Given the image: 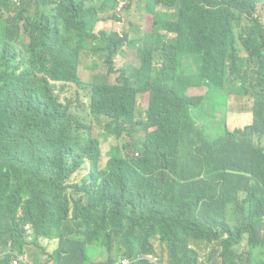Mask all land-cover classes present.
Wrapping results in <instances>:
<instances>
[{"label": "clouds", "instance_id": "1", "mask_svg": "<svg viewBox=\"0 0 264 264\" xmlns=\"http://www.w3.org/2000/svg\"><path fill=\"white\" fill-rule=\"evenodd\" d=\"M115 1L113 10L98 14L96 33H125L133 47L116 43H111L112 48L98 47L94 42L85 44L76 31L70 32L63 20L57 19L51 22L50 27L57 36L51 35L47 39L57 43L59 49L70 43L78 53L64 59L63 53L53 54L44 49L37 51L35 63L38 68L42 64L50 67L71 56L77 62L79 82L53 81L45 76L55 95V99H50L42 90L45 88L42 82L33 76L29 79V179L48 181L57 192L46 190L49 186L43 183L29 195V245L26 248L29 250V263L25 256L15 255L10 264L14 261L18 264H56L61 253L87 245L97 232L104 231L110 224L108 213L98 216L90 206L95 189L94 175L97 178L102 173L112 176L125 168L127 161L139 159L142 146L134 149L132 145L156 139L163 122L171 117H180L182 122L191 121L211 142L225 134L233 143L231 149L234 151V155L224 161L229 170L227 173L245 168L243 174L249 178L246 190L234 193L227 206L200 205L196 209L189 208L184 215L181 235L187 251L194 255L192 264H264V96L242 92L241 80L237 76L213 80L212 66L201 71V54L205 49L216 58V63L227 64L220 49L212 45H204L201 52H196L197 44H194L191 50L177 57L178 66L163 74L162 79L155 76V72H144L142 55L144 58V51L150 49L153 37L170 36L167 30L157 31L156 22L175 24L178 10L158 0ZM101 2L103 0H88L89 5ZM257 6L259 9L251 10L248 23L244 24L247 29L245 36L254 42L255 49L264 54V0ZM150 7H153L152 11ZM123 8L135 16L136 12H143V15L132 21L119 14ZM50 10L55 13L54 6ZM104 21L109 22L108 29L99 25ZM132 32H142L143 36L135 38ZM126 48L140 52V67L130 66L127 61L117 67V59L123 57L122 50ZM110 53L111 66L106 61ZM86 57L92 59L91 65L85 62ZM120 77L145 82L148 87L144 90L131 85L139 91L135 113L127 130L122 132L117 130V121L124 119L125 104L118 90L123 86L118 82ZM186 77L193 79L183 81ZM149 83L152 84L148 86ZM160 97L166 99L155 100ZM234 98L249 101L250 107L240 111L247 114L245 124L230 117L237 114L232 111ZM227 106L231 108L229 113ZM238 116L239 121L243 119L240 114ZM238 130H247V144H240V136L236 137ZM108 142L109 147L103 154L102 148ZM190 150L177 142L168 152L164 180H148L138 175L139 179L147 186L156 187L173 178L189 177L186 183L192 190L191 195L201 198L206 188L199 183L205 176H198L205 172L208 164H190L187 161ZM104 157L106 162H103ZM102 180L99 181L102 183ZM260 189L263 190V198L256 199ZM248 198L254 199L249 203L250 207L262 206L253 221L252 232L227 235L219 248L215 242L209 245L204 237L209 235L212 239L229 226L231 214L245 207ZM152 246L153 254L141 253L129 258L117 253L113 263H110L107 249L103 247L99 248L100 256L93 260L101 264H140L142 261L168 264L169 248L160 236L152 240ZM93 250L91 247L90 252ZM216 250L218 258L214 263L211 258Z\"/></svg>", "mask_w": 264, "mask_h": 264}, {"label": "trees", "instance_id": "2", "mask_svg": "<svg viewBox=\"0 0 264 264\" xmlns=\"http://www.w3.org/2000/svg\"><path fill=\"white\" fill-rule=\"evenodd\" d=\"M158 1L176 8L178 21L175 24L156 22L157 31L167 30L170 36L153 37L150 49L144 51V58L142 55L144 72H155V76L162 79L163 74L178 66L177 57L191 50L194 44H197L196 52H201L204 45H212L220 49L227 64L216 63V58L205 49L201 54V71L212 66L213 80L237 76L242 92L264 96V54L255 49L252 40L246 39L247 29L244 28L251 10L257 11L261 0ZM115 4V0H103L95 5H89L88 0H0V264H10L15 255L26 256L29 252L26 249L29 245V195L36 186L41 187L44 183L49 186L46 190L57 192L48 181L29 179V79L34 77L42 82L45 87L42 90L50 99H55V95L45 76L53 81L79 82L77 62L71 56L50 67L42 64L38 68L35 63L37 51L63 53L64 59L78 53L70 43L59 49L57 43L47 39L51 35L57 36L55 30L50 29L51 22L57 19L63 20L70 32L76 31L85 44L94 42L98 47L112 48L111 43H116L133 47L125 33H96L98 14L113 10ZM52 6L55 13L50 10ZM115 19L119 21L117 17ZM106 61L112 65L111 53ZM255 77L257 81H254ZM192 79L186 77L183 81ZM118 82L123 85L118 90L125 100L124 119L117 121V130L122 132L127 130L135 113L139 91L133 86L144 90L148 87L145 82L122 77ZM161 99L166 97L155 100ZM238 136L241 145L247 144V130H238ZM177 142L191 149L187 158L190 164H208L205 172L198 176H205L199 183L206 188L201 198L191 195L192 190L186 183L189 177L173 178L156 187L143 184L138 177L164 180L168 152ZM232 145L225 134L211 142L191 121L182 122L180 117L165 120L156 139L132 145L134 149L142 146L139 159L127 161L125 168L112 176L102 173L97 178L94 175L95 189L90 206L98 216L108 213L110 224L104 231L97 232L87 245L61 253L56 264H101L93 258L100 256L99 248L103 247L107 249L110 263L115 261L117 253L129 258L141 253L153 254L152 240L156 236H160L169 248L168 264H192L194 255L187 251L181 235L183 218L189 208L208 204L227 206L234 193L247 188L249 178L243 174L245 168L227 173L229 170L224 161L234 155ZM260 190L256 199L263 198V190ZM253 200L248 198L245 207L231 214L229 226L214 238L207 235L204 240L209 245L215 242L219 248L227 235L251 233L253 221L262 210L260 205L249 206ZM91 247H94L92 253ZM217 252L211 258L214 263Z\"/></svg>", "mask_w": 264, "mask_h": 264}, {"label": "rangeland", "instance_id": "3", "mask_svg": "<svg viewBox=\"0 0 264 264\" xmlns=\"http://www.w3.org/2000/svg\"><path fill=\"white\" fill-rule=\"evenodd\" d=\"M119 14L124 15V17L126 18H130L133 20H135V17L139 16V15H143V12H136V16L130 12V11H126L124 8L122 10V12H120ZM140 21V20H138ZM101 27H104L106 29H108L110 27L109 22L108 21H104V22H100L99 24ZM132 36L135 38H141L143 36L142 32H132ZM124 52V54H122L123 57H120L117 59L116 65L117 67L122 66L123 64H125V62L127 61V64H129L130 66L133 67H140L141 66V56H140V52L138 50H130V49H125L122 50ZM141 51V50H140ZM85 62L88 65H91V61L92 59L89 57H86ZM234 102L235 104L232 105V111L234 113V115H230V117L236 121H238L241 124H245L244 122L246 121V116L247 114L241 113L240 111H243L245 109H248L250 107L249 101L247 99L244 98H239V99H235L234 98ZM228 109V113L231 112V108L229 106H227ZM238 114H240L241 116H243V119L239 121L240 116H238ZM225 116V114L223 115V117ZM110 142L104 144L103 148H102V152L104 154V151H106L109 147ZM107 158H103V162H106ZM27 256V257H26ZM24 257V259L29 263V252L27 253Z\"/></svg>", "mask_w": 264, "mask_h": 264}, {"label": "built area", "instance_id": "4", "mask_svg": "<svg viewBox=\"0 0 264 264\" xmlns=\"http://www.w3.org/2000/svg\"><path fill=\"white\" fill-rule=\"evenodd\" d=\"M13 264H18V261H14V263Z\"/></svg>", "mask_w": 264, "mask_h": 264}]
</instances>
